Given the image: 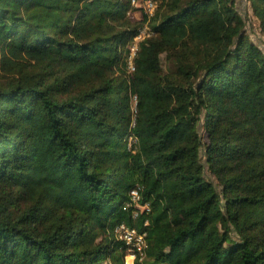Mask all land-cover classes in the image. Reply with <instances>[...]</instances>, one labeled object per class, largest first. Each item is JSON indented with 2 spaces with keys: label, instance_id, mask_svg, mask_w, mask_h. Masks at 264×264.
Returning a JSON list of instances; mask_svg holds the SVG:
<instances>
[{
  "label": "trees",
  "instance_id": "1",
  "mask_svg": "<svg viewBox=\"0 0 264 264\" xmlns=\"http://www.w3.org/2000/svg\"><path fill=\"white\" fill-rule=\"evenodd\" d=\"M133 8L0 0V264H123L120 223L145 264H264V51L233 0Z\"/></svg>",
  "mask_w": 264,
  "mask_h": 264
},
{
  "label": "built area",
  "instance_id": "2",
  "mask_svg": "<svg viewBox=\"0 0 264 264\" xmlns=\"http://www.w3.org/2000/svg\"><path fill=\"white\" fill-rule=\"evenodd\" d=\"M134 1L135 0H132V3ZM161 1L162 0H145V4H146V7L148 8L149 14L153 13L154 9L157 7L158 3H160ZM150 33H151V30L149 28V34ZM133 38H135L136 40L140 38L144 39L145 38L144 30L139 29ZM137 46L138 44L135 42L129 46L130 60H128V67L131 70L134 69L133 57L135 55ZM130 194H131L132 199L135 202V205H138L139 204L138 203V198H139L138 190L134 188L130 191ZM140 206H142L143 208H146L147 204L140 205ZM114 230H115L116 237L119 239H122L126 244L127 253L124 256L123 264H144L143 259L145 257V249L147 247L146 231L138 230L135 227H129L128 225H125L124 223H120L119 225H117Z\"/></svg>",
  "mask_w": 264,
  "mask_h": 264
},
{
  "label": "rangeland",
  "instance_id": "3",
  "mask_svg": "<svg viewBox=\"0 0 264 264\" xmlns=\"http://www.w3.org/2000/svg\"><path fill=\"white\" fill-rule=\"evenodd\" d=\"M233 3L235 5V8L245 18V25L243 28L244 35L247 36L253 42H255L264 51V32L259 27L258 19L252 14L249 3L246 0H233ZM132 4L134 8L129 12L132 19L135 20L141 19L143 13H148V15H151L148 12V8L146 7L145 0H135ZM145 24L146 23H143L139 27V29L144 30V35L146 37L147 35H149V27L148 25ZM141 39L142 38L136 40L135 38H133L131 44H133L134 42L138 44ZM125 58L127 59V65L125 69L126 72L129 73L131 72V69H129L128 67V60H130L129 50L127 52V57ZM160 61L164 72H167L170 70V68H172V64L168 61L166 53L164 51L160 53ZM132 100L134 101V97ZM131 141L132 139L129 138V142ZM245 146L249 149H252L254 147V139L246 141ZM140 205L138 204L136 206L139 209H142V206Z\"/></svg>",
  "mask_w": 264,
  "mask_h": 264
}]
</instances>
